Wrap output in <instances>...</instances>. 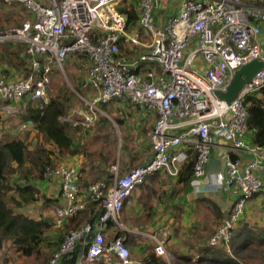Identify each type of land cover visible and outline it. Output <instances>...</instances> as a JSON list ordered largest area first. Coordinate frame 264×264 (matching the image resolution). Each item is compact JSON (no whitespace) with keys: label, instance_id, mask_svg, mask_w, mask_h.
Instances as JSON below:
<instances>
[{"label":"built area","instance_id":"2783aa9c","mask_svg":"<svg viewBox=\"0 0 264 264\" xmlns=\"http://www.w3.org/2000/svg\"><path fill=\"white\" fill-rule=\"evenodd\" d=\"M8 1V0H7ZM31 14L21 26L0 33V42L17 41L26 44L31 56V72L26 78L7 80L0 77V111L20 112L18 101L27 97L36 104L48 103L50 75L64 74L63 61L69 54L81 53L88 62V76L82 87H91V97L79 98L88 105L80 111L85 119H73L70 114L59 117L74 126L93 125L97 114L107 116L101 104L115 98L147 106L156 112L148 133L152 156L140 165L119 174L111 166L110 182L98 181L81 193L78 169L73 164L60 163L46 172L47 177H59L61 204L54 208L56 227L77 214L90 201H99L103 213L95 222H86L64 231L52 257L42 264H55L63 255L81 246L75 264L103 261L105 264H126L130 252L123 238L106 237L105 225L111 220L119 228V215L124 201L147 177L160 171L176 176L187 152L179 148L192 147L196 153L193 177L205 175V165L216 139L223 145L220 159L224 171L215 174L220 186L234 187L238 198L231 204L227 216L210 237V244L223 241L229 252L232 229L243 213L247 201L262 188L259 171L264 168V146L246 142V109L244 99L264 86V66L246 82L229 103L217 97L216 91H226L241 65L253 59L264 61L261 23L264 25V4L253 5L241 0H180L178 12L158 24L153 12L156 0H137L138 27L150 41L133 38L127 31L126 15L118 10L122 0H48L42 5L35 0H17ZM146 47L133 60L119 55L121 38ZM194 47L185 54L189 40ZM49 57L41 64L37 56ZM195 57L206 64L203 71L192 67ZM141 63L160 67L159 72L146 68L135 71ZM230 114V119L225 116ZM27 129V123L20 125ZM178 150L171 152L173 148ZM251 152L243 161L239 152ZM154 241L157 256L170 259L164 240L156 232L144 233Z\"/></svg>","mask_w":264,"mask_h":264},{"label":"trees","instance_id":"16d2710c","mask_svg":"<svg viewBox=\"0 0 264 264\" xmlns=\"http://www.w3.org/2000/svg\"><path fill=\"white\" fill-rule=\"evenodd\" d=\"M5 1L7 2V0ZM12 1V3H15L13 6H20L25 12L22 14V20L17 23L18 25L16 24V27H19L23 22V17L27 16V18H30L31 14L22 3L16 2L17 0ZM135 1L137 0H122L118 4V10L123 12L127 18L126 29H130L129 26L135 25V22L136 26H138L139 11ZM252 2L256 5L264 4V0H254ZM4 3L5 2H3V4ZM5 17L6 26H0L3 32L7 29V13ZM12 28H15V26ZM48 57L47 54L37 56L41 64H44ZM30 62L31 56L26 52L25 43L17 41L0 42V77L7 78V65H9L14 73H16L12 75L10 80L26 78L31 72ZM63 67L65 69L76 67L83 70V73L79 75V77H76L77 85L75 87L80 90V84L85 75V70L88 67L86 56L81 53L69 54L63 61ZM138 67L140 71H144L146 68L153 69L152 63H141ZM56 73L58 72L54 71L50 75V78ZM47 95L49 100L46 104L41 103L34 105L27 97H23L18 101L17 105L20 107L19 119L21 123H29L31 125V131L26 132L25 137L17 136L14 130L10 132L7 131V134L0 135V246L3 242H6L8 243L7 249L20 256L38 257L39 255H44V261H40V264L47 262L54 253L50 248V243L46 242L47 232L51 230L52 227L58 230H61L64 224L66 229L70 227H79L86 222H95L99 215L103 213L99 201H90L77 214L68 218L67 225L64 221L61 227H56L54 219L50 217L40 216L37 218L26 213L25 208L36 203H40L43 209L61 204V201L58 203L60 198L59 194L58 198L52 197L47 195L41 188L42 181L47 177L45 176L46 172L56 167V165L64 159L70 160L71 157L76 155L84 157L89 168L85 169L87 166H83L81 170H78L79 183H81L79 185L82 194L86 193L89 185L94 181L104 180L110 182L113 175L110 170V166L113 162L109 158L112 149L111 151L108 149L109 145L111 148L113 147L111 137L107 134L103 135V145L100 147L97 160L93 161L91 154L87 148L85 149L87 144L86 140L93 131H89L90 129L83 130L81 127L72 126L70 123L61 122L59 120V117L66 113L69 106L70 96L67 94L66 90L63 86H59L57 87L56 94L50 95L48 87ZM243 102L247 114L246 123L248 128L244 138L250 145L263 147L264 86L246 95ZM101 107L105 110L107 108L106 104H101ZM119 115L121 117H117L116 122L118 125H122L124 123V115L120 111ZM3 117V115H0V120ZM101 118L102 120L99 118L96 122L95 127L98 126L97 128L99 129L97 130L96 128V132L105 128V118ZM17 127L19 128L18 125ZM149 147L152 150L151 145L149 146V144H146L144 141L143 149ZM124 148L126 149L127 147L124 146ZM179 148L187 152V159L180 165L178 174L172 177L166 172H162L165 177L176 184L172 189L173 194H170V196L182 193L193 179V165L196 160L195 150L192 147L180 146ZM176 150H178V147L173 148L171 152ZM127 152V156L129 155L131 160L135 159L136 153H134L135 156H132L130 149L127 150ZM96 163H98V165H96ZM82 172H89L90 174L95 173L96 177H91L90 183L85 182L82 179L80 180ZM152 176L154 175L147 177L143 182L137 185L136 188L152 184L153 182H150ZM261 191L262 188L259 192L255 193L250 200ZM162 196H165V194H162ZM125 202L126 200L123 203L119 215L120 222L122 221L121 214ZM207 202L211 205L212 222L210 224H203L193 228L187 226H182V228L180 226H172V228L175 229V233L181 228V230L185 231L187 237L202 239V242H197L199 243L198 246L201 245L196 249L197 256L191 251V253L188 252L184 254L174 253L176 258L175 264H264V262H261L263 261L262 259H264V224L256 220L251 223L250 220L248 221L243 216V211L233 226L228 252L223 241H219L215 245L210 244V237L218 229V226L227 216V213L223 212L213 201L208 200ZM178 208L180 212L183 210L182 207ZM174 218H176L175 215ZM105 230L106 237L119 236L123 238L122 236L126 234L124 230L119 228L111 220L106 222ZM201 230L206 231L205 235L200 232ZM145 231L154 233L152 230ZM142 239L144 241V246L141 249L142 258L147 257L148 259H146V262L149 264H167L162 257L155 254L154 241L148 236H142ZM60 242L61 240L59 244ZM123 242L127 246V240L125 239ZM59 244L57 245L59 246ZM164 244L165 247L168 248L165 242ZM129 252H131L130 249ZM80 254L81 246L79 245L72 252L63 255L55 264H75ZM90 264L105 263L103 261H97Z\"/></svg>","mask_w":264,"mask_h":264},{"label":"crops","instance_id":"0c3cea01","mask_svg":"<svg viewBox=\"0 0 264 264\" xmlns=\"http://www.w3.org/2000/svg\"><path fill=\"white\" fill-rule=\"evenodd\" d=\"M12 0H0V26L5 27V15L7 13V28H11L16 26L17 23L22 20V14H24V9L20 6H13L11 2ZM42 5H46L48 0H35ZM252 1L254 0H242L243 3L246 4H254ZM3 2H5L3 4ZM19 3V1H16ZM180 0H156L153 15L158 22V24H163L169 16H172L178 12ZM136 3V1H135ZM21 5V4H20ZM23 10V11H22ZM10 19V20H9ZM130 29H127L128 33L135 39L140 41H145L148 43L150 41L149 37L143 36L138 26L135 25L129 26ZM261 36L260 39L263 43L264 50V25L261 23ZM189 47L186 48L185 54H187L194 47V39L189 40ZM146 47L141 46L137 43L128 42L123 37L120 40L119 44V55L125 56L129 60H133L136 58L141 51H145ZM148 64V63H142ZM89 67V65H88ZM88 67L85 70V75L80 84V91H84L88 97H91L94 93V89L91 87H82L83 82L86 81L88 76ZM192 67L197 69L198 71H203L206 68V64L200 59V57H195ZM152 68L155 72L160 71V67L156 64H152ZM7 80H10L14 73L13 69L7 65ZM135 71H140L139 67H136ZM143 72V71H141ZM107 110H114L119 113H123L125 119L126 115L130 116V118L135 122H140L142 125V130L150 131L154 124V120L156 117V112L147 106H140L137 104L131 103L128 99L115 98L106 103ZM98 120H96L97 122ZM86 126L83 125L82 129L87 130L96 129L95 125ZM102 124V123H101ZM74 126L73 124H71ZM77 126V125H76ZM124 123L122 125H118V131L120 129L123 131ZM31 125L27 123V129L22 131L30 130ZM120 127V128H119ZM105 129L107 131L110 130L109 124H105ZM126 132V131H125ZM125 135V134H124ZM250 136V134H249ZM119 140H121V134L118 135ZM113 143L114 140L112 139ZM146 144H149L148 133L146 137ZM215 144L211 148V155L207 164L205 165V175L200 178H194L192 181L185 187L182 193L175 194L174 196H170L173 194L172 189L175 187V183L169 180L167 177L162 174V171L154 174L150 182L152 184L148 186L135 188L134 191L129 195L126 199L124 209L121 214V223L122 230L125 231V235H123V240H127V246L130 249L131 258L129 264H149L146 262L147 257L142 258L141 249L144 246V241L142 236H146L144 233H150L145 230H152L156 232L164 242L167 244V251L169 252L170 259H166L162 257L167 264H171V261L176 262L175 254H184L188 252H193L195 256H197L196 249L200 246L197 242H202V239L197 238H189L185 235V231L181 230L182 226L187 227H196L203 224H210L211 220V205L208 204V200L216 203L220 209L227 213L231 204L238 198V192L234 187L229 186H220L216 179L215 174L219 171L225 170V165L220 159L221 152L223 151V145H226L222 140L216 139ZM140 149L131 150V155L135 156V159H130L129 155L127 156V161L124 159L118 158L112 165H117L118 168H122V170L128 171L129 169L143 164L147 162L152 156V150L149 148L143 149V143H141ZM128 154V152H127ZM126 154V155H127ZM119 157V156H118ZM239 157L243 161L250 159L253 157L251 152H239ZM85 161V162H84ZM60 163L73 164L77 167L78 170L84 166H87L85 169L89 168L86 160L81 156H73L71 159L63 160ZM98 165V163H96ZM110 166V170H111ZM123 172V173H125ZM259 176L262 179V191L255 196L253 199H249L244 208V217L251 223L253 221L262 222L264 224V168L259 171ZM92 175V176H91ZM96 177V174H90L89 172H82L80 180L82 179L85 182L90 183L91 177ZM102 180V179H99ZM94 181L93 183L97 182ZM92 183V182H91ZM81 184V183H80ZM171 184V185H170ZM41 188L47 195L52 197H57L59 194V177L55 175H51L46 177L44 181L41 183ZM165 194V196H162ZM60 196V195H59ZM160 197V198H159ZM61 199L59 198L58 203H60ZM46 207L43 209L40 203L33 204L25 208V212L33 215L34 217L46 216L54 219V208ZM178 207H182V211H179ZM148 210V211H147ZM190 213V215H189ZM174 215L176 218H174ZM176 222V223H175ZM65 223L67 225L68 218L65 219ZM65 225V224H64ZM63 225L61 230L51 228L47 232V243H50L51 250L55 251L57 248V244L62 238V235L65 230V226ZM170 226V227H169ZM172 226H180L178 232L175 233V229ZM72 228V227H70ZM69 229V228H68ZM144 229V230H140ZM138 233H135V232ZM203 235H205L206 231H200ZM110 235V234H108ZM147 237V236H146ZM48 247V246H47ZM195 247V248H193ZM190 252V253H191ZM29 259L31 256H26ZM6 262V261H5ZM9 263V261H7ZM14 264H23L21 262H15Z\"/></svg>","mask_w":264,"mask_h":264},{"label":"rangeland","instance_id":"374dc122","mask_svg":"<svg viewBox=\"0 0 264 264\" xmlns=\"http://www.w3.org/2000/svg\"><path fill=\"white\" fill-rule=\"evenodd\" d=\"M27 18V16L23 17V20ZM18 25V24H17ZM16 27V26H15ZM11 28H7L6 30H10ZM6 30H4L6 32ZM3 32L0 29V33ZM4 33V32H3ZM264 36V35H263ZM83 73V70L81 68H76V67H69L68 69L64 68V74L63 73H56L53 74V77L51 78L50 81V85H49V91H50V95H55L57 92V87L59 86H63V88L66 90L67 94L70 96V100H69V106L67 108L66 111V115L70 114L71 117L73 119H85V115H82L80 111H87L89 112V114L91 115V111L89 110L88 105H86V103L81 100L79 98V95L82 97H87V94L84 93V91H80L78 90L75 86L77 85V81H76V77H79V75H81ZM105 110V109H104ZM105 112L107 113V116H104L102 114H97L96 119L94 122H96V120H99V118L102 120L101 117H104V121L105 124H109L110 126V130L107 131L105 128L101 131L96 132L94 130H89V131H93L92 134L89 136V138H87L86 140V147L87 150L89 151V153L91 154V158L93 161L97 160L98 154H99V150L100 147L103 145V135L107 134L108 136L111 137V139L114 140V143L112 144V148L109 145L110 149L109 151L112 152L110 154V160H112V162L116 163L115 161L120 158V159H124V161H127V150L131 149L136 150V149H140L141 143H143L144 141L146 142V137H147V133H149L146 130H142V125H140V122H135L133 121L130 116L126 115V119L124 117V131L123 128L122 130L120 129L119 132H117L118 130V123L116 122V118L117 117H121L119 115V113L114 110H105ZM0 115H3L4 117L1 118L0 120V135H4L7 134V131H15L17 133V136L19 137H25L26 132H30V130L27 131H22L20 128V125L22 124L20 119H19V113H10V112H1L0 111ZM93 122V123H94ZM17 125L19 126V128L17 127ZM78 127H83L82 124L77 125ZM17 127V128H16ZM98 126H96L97 128ZM31 128V127H29ZM120 128V127H119ZM21 130V131H20ZM97 130H99L97 128ZM126 131V132H125ZM121 134V140H119L118 135ZM125 134V135H124ZM1 137V136H0ZM84 143L85 140L83 139ZM122 145V147H121ZM124 146H126L127 148L125 149ZM121 147V149H120ZM119 156V157H118ZM84 158V157H83ZM85 159V158H84ZM125 172V170H121L119 168V174ZM135 233H138L137 231ZM155 233V232H154ZM8 248V243L3 242V244L0 246V264H14L15 262H21L23 261V264H40L41 262L44 261L43 256L44 255H39L38 257L35 256H31L29 259H22L23 258H27L26 256H20L19 254H16L10 250L7 249ZM263 261H261L262 263L264 262V259H262ZM6 261V262H5ZM7 261H9V263H7ZM41 261V262H40ZM171 264H175V262L171 261Z\"/></svg>","mask_w":264,"mask_h":264},{"label":"water","instance_id":"95a60500","mask_svg":"<svg viewBox=\"0 0 264 264\" xmlns=\"http://www.w3.org/2000/svg\"><path fill=\"white\" fill-rule=\"evenodd\" d=\"M264 66V61L259 59H253L250 62L241 65L236 69L233 79L226 91H216V95L219 99L225 100L227 103L231 102L240 91L242 86L250 81L254 74ZM225 119H230V114L225 116Z\"/></svg>","mask_w":264,"mask_h":264}]
</instances>
